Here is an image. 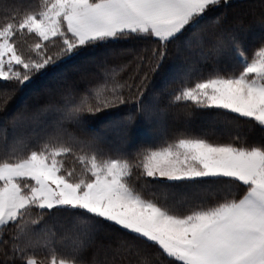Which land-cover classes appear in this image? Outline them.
<instances>
[{"label": "snow or ice", "instance_id": "obj_1", "mask_svg": "<svg viewBox=\"0 0 264 264\" xmlns=\"http://www.w3.org/2000/svg\"><path fill=\"white\" fill-rule=\"evenodd\" d=\"M85 53L97 55L13 118L35 126L0 144V264H264V140L167 120L183 104L264 130V0H0L5 119L17 88ZM107 109L115 137L79 135ZM137 121L157 138L135 147Z\"/></svg>", "mask_w": 264, "mask_h": 264}, {"label": "trees", "instance_id": "obj_2", "mask_svg": "<svg viewBox=\"0 0 264 264\" xmlns=\"http://www.w3.org/2000/svg\"><path fill=\"white\" fill-rule=\"evenodd\" d=\"M23 0H16L17 3L22 4ZM245 3L255 2L259 3V0H244ZM258 17V16H257ZM256 17V18H257ZM255 18L251 16H245V23H250ZM193 51L188 56H198L199 54ZM90 55H97L96 53H85L81 57L76 58L74 61L67 62L65 64H61L59 68L54 71H50L49 76L42 78H34V83L28 88H17L15 94L12 99L9 101L8 109H7V118L5 119V113L0 112V144H3L4 137L7 135L8 139L19 133L21 130L25 128H29L30 126L34 127L35 122H25V121H17L15 124L13 123V118L17 116L19 113H24L27 111H31L36 108L37 105L42 104L45 100L49 99V90L56 88L64 78L72 79L77 75L78 68L76 69V63L78 59L83 57H87ZM125 59V57L114 58L113 62H119V60ZM192 62L188 59V63H197ZM171 64V63H170ZM207 65L204 66L205 74L207 73ZM169 65L165 66L164 71L167 72ZM157 83L162 80V77L155 78ZM3 87H12L11 85H6L4 82L0 81V88ZM117 109H107L103 110L94 115L89 114L90 117V126L87 132H79L81 136H90L93 132L102 133V135H108L115 137V133L112 132L109 127L112 120L116 118ZM191 113V115H188ZM42 116V118H41ZM45 115L41 114L38 119L43 120ZM180 121L178 122V128H184L187 125H184L185 120H189V124L193 130L197 133H206L207 138L213 141L219 142H229L230 140H234L237 136L240 138L238 142H244L246 140L247 143L260 142L264 140V130H261L259 127L255 126L252 121L245 120L243 118L235 119L233 116H219L216 117L214 113H203L200 111H196L192 105H184V108L181 109L179 114ZM46 117V116H45ZM139 122V128L134 129L132 127L129 130V139L136 137L137 144L135 147H139L142 142H147L145 137L149 138L150 134L147 132V126L141 122ZM215 124L221 125L222 130L212 129ZM224 128V129H223ZM109 146H106V148ZM108 154L116 155L115 151H111ZM66 165L72 166V158H66ZM77 168V165H76ZM136 182L135 180L133 181ZM144 194L147 198H154L153 193L156 194L155 198L163 199L164 195H167L169 201L171 202L172 198L180 192L182 197H178L180 199H188L194 200L197 197H201L206 195V191L195 192L192 190L183 191V190H175L173 192L164 194L161 193L156 188H145L143 189ZM57 231L60 232L63 229L59 224L56 225Z\"/></svg>", "mask_w": 264, "mask_h": 264}, {"label": "rangeland", "instance_id": "obj_3", "mask_svg": "<svg viewBox=\"0 0 264 264\" xmlns=\"http://www.w3.org/2000/svg\"><path fill=\"white\" fill-rule=\"evenodd\" d=\"M22 4H20L21 6H23V7H36L37 6V4L39 3V0H23L22 2H21ZM258 18V17H257ZM195 52H197V51H195ZM195 54H199V57L198 56H188V59H190L192 62H196V61H200V53L198 52V53H194V55ZM85 57H83V58H81V59H78V62L76 63V65L78 66L79 64H80V62L84 59ZM173 64V63H175V57H173L172 59H170L169 60V62H168V65H171V64ZM77 66H76V69H77ZM156 81H158V80H156ZM160 82H161V80H160ZM159 82V83H160ZM158 83V84H159ZM182 108H184V105L183 104H181V105H179V106H177V107H174V108H172V109H170L169 110V112H168V116H167V120H168V124H169V127H170V129L171 128H178V122L180 121V116H179V114H180V112H181V109ZM41 118H42V116H41ZM47 117H43V120L44 119H46ZM189 120H185L184 121V125H189V122H188ZM145 124V123H144ZM139 122L137 121L134 125H133V127H134V129H137V128H139ZM148 128L146 129L147 130V132L150 134V131H151V136L149 135V138L148 137H145V140H147V141H151V140H154V139H156L157 138V136H158V131H157V129H155V128H152V127H150V126H148L147 124H145ZM221 125H219V124H215L213 127H211L212 129H216V130H222V127H220ZM32 126H30L29 128H31ZM224 129V128H223ZM100 134H102V133H100ZM145 142V141H144ZM143 143V142H142ZM77 170H79V165L77 164ZM178 197H182V195H180V192L177 194V195H175L171 200H177V201H179V200H181L180 198H178Z\"/></svg>", "mask_w": 264, "mask_h": 264}, {"label": "crops", "instance_id": "obj_4", "mask_svg": "<svg viewBox=\"0 0 264 264\" xmlns=\"http://www.w3.org/2000/svg\"><path fill=\"white\" fill-rule=\"evenodd\" d=\"M204 191H206V190H204Z\"/></svg>", "mask_w": 264, "mask_h": 264}]
</instances>
